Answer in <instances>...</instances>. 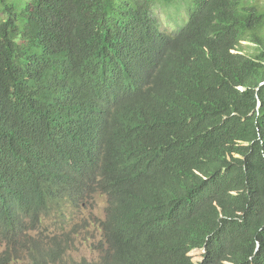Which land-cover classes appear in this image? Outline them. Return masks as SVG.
<instances>
[{
	"label": "trees",
	"instance_id": "1",
	"mask_svg": "<svg viewBox=\"0 0 264 264\" xmlns=\"http://www.w3.org/2000/svg\"><path fill=\"white\" fill-rule=\"evenodd\" d=\"M171 3L0 0V264L63 261L43 220L96 194L73 264H264V1Z\"/></svg>",
	"mask_w": 264,
	"mask_h": 264
},
{
	"label": "rangeland",
	"instance_id": "2",
	"mask_svg": "<svg viewBox=\"0 0 264 264\" xmlns=\"http://www.w3.org/2000/svg\"><path fill=\"white\" fill-rule=\"evenodd\" d=\"M154 17L159 27L165 32H174L186 11L177 8L171 0H154ZM264 1V0H263ZM245 51L253 52V47L243 42ZM107 199L104 195L96 194L90 203L83 207L80 212H72L67 218H58L55 214L47 216L40 227V234L45 241L53 239L65 246L63 261L57 264H73L80 260L96 261L98 253L94 249L101 238L99 222L105 219ZM51 230V231H50ZM203 252V251H202ZM202 255V254H201ZM190 256L194 263L200 262L202 257ZM10 264H27L25 261Z\"/></svg>",
	"mask_w": 264,
	"mask_h": 264
},
{
	"label": "water",
	"instance_id": "3",
	"mask_svg": "<svg viewBox=\"0 0 264 264\" xmlns=\"http://www.w3.org/2000/svg\"><path fill=\"white\" fill-rule=\"evenodd\" d=\"M203 252L202 253H204V249H201ZM202 260V259H201Z\"/></svg>",
	"mask_w": 264,
	"mask_h": 264
},
{
	"label": "bare ground",
	"instance_id": "4",
	"mask_svg": "<svg viewBox=\"0 0 264 264\" xmlns=\"http://www.w3.org/2000/svg\"><path fill=\"white\" fill-rule=\"evenodd\" d=\"M51 231V230H50Z\"/></svg>",
	"mask_w": 264,
	"mask_h": 264
}]
</instances>
